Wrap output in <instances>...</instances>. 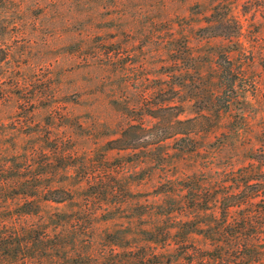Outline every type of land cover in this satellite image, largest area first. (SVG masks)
<instances>
[{"label":"rangeland","instance_id":"rangeland-1","mask_svg":"<svg viewBox=\"0 0 264 264\" xmlns=\"http://www.w3.org/2000/svg\"><path fill=\"white\" fill-rule=\"evenodd\" d=\"M1 178L112 264H264V0H0Z\"/></svg>","mask_w":264,"mask_h":264},{"label":"trees","instance_id":"trees-1","mask_svg":"<svg viewBox=\"0 0 264 264\" xmlns=\"http://www.w3.org/2000/svg\"><path fill=\"white\" fill-rule=\"evenodd\" d=\"M144 126L138 124H128L124 127L120 136L110 140L111 149H136L140 134L145 131ZM168 133V132H167ZM179 132L170 131L165 138L177 135ZM197 145H192L188 150H195ZM19 180L12 178L0 179V264H112L110 259H101L95 252L93 246V236L90 231L94 228L92 219H87L89 225L86 229L80 226L81 219L69 216L66 212H55L46 217L41 215L42 203L32 200L31 194L27 189L21 190L18 186ZM20 189V192L11 194L12 189ZM58 196H52L50 193ZM16 195V196H14ZM18 195V196H17ZM33 196L37 194H32ZM17 197L25 199L20 200L11 209L8 206L10 199L16 201ZM73 194L70 189L48 190L44 196L47 202L63 204L73 201ZM182 228L190 234L187 238L172 239V232L163 235L162 232L156 236L150 235L146 239L155 243H160L163 247H169L177 241L180 247L186 249L189 242H194L195 235H201L204 228L201 224L192 225L190 220L181 221ZM191 224V225H190ZM82 229V230H81ZM188 229V230H187ZM114 234V233H113ZM112 232L107 233V238L111 243H116ZM183 238L185 236H182ZM171 238V239H170ZM215 239V238H214ZM238 239H243L238 237ZM245 239V238H244ZM249 238L245 240L248 242ZM244 240V241H245ZM220 243L215 242V248ZM239 246H243L241 241ZM202 249L201 247L198 248ZM184 250L183 253H187ZM156 255V254H154ZM149 258H132L127 264H147ZM189 264L194 263V259L188 258ZM217 260H215V263Z\"/></svg>","mask_w":264,"mask_h":264}]
</instances>
